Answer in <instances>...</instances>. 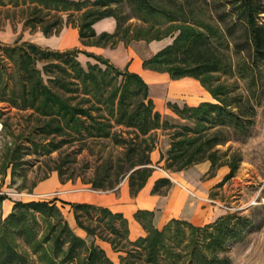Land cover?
<instances>
[{"label": "trees", "instance_id": "16d2710c", "mask_svg": "<svg viewBox=\"0 0 264 264\" xmlns=\"http://www.w3.org/2000/svg\"><path fill=\"white\" fill-rule=\"evenodd\" d=\"M32 3L34 6L42 3L47 9L52 3V8L56 11L70 10L71 7L80 10L86 7L78 24L68 20L72 26L77 27L79 39L85 45L112 47L120 40L125 44L132 40L150 42L173 36L177 32L171 43L143 59L142 68L167 72L171 79L194 78L218 100L203 101L195 106L183 104L181 107L168 102L167 107L178 118L191 122L193 126L173 124L162 119L160 112L155 109L148 94V84L140 74L128 68L120 69L100 55L76 48L59 51L33 42H15L9 51V57L14 58L13 74L16 80L10 87L8 80L14 76L8 75L3 67L0 68L1 96L13 100L15 105L19 100L22 108L33 109L43 116L45 120L40 131L44 136L54 135L62 138L57 143L50 141L52 147L48 148L47 152L67 143L68 140L63 139L66 135L73 138H108L109 128L112 126L110 121L113 118L116 125L132 130V136L129 140L116 141V144L124 146L123 156L115 164L108 159L97 168L99 180L95 187L114 188L126 175L131 193L143 187L151 172L149 154L154 148V143L147 138L152 131L160 128L176 129L170 133V144L165 156L166 169L183 170L208 160L211 169L228 164L230 172L226 177L233 176L236 162L222 161L223 153H220L216 146L234 138L245 137L255 111L249 96L235 94L229 85L217 80L218 75L233 73L230 51L236 56L242 55L244 50L251 53V62L242 68L238 67V62L236 64L240 78H246L254 67L264 63V24L259 20L264 13L262 0H227V3L231 4L228 13L235 16L230 25L222 23L221 18L212 14L208 0H32ZM123 4L127 6L128 13H120ZM38 11L40 9H35L26 17L24 26L39 28L46 36L60 31V25L63 24L60 18L48 23L36 15ZM110 16L116 20L114 32H102L97 35L92 25ZM131 17L141 20L142 23L133 27L127 25L126 22ZM237 26L240 27V39L233 37ZM80 52L104 64L105 68L98 63H87L85 69L77 59ZM243 57L245 56L240 58ZM64 75H70L73 81L65 83L60 78ZM118 76H121L120 84L109 93L108 89L115 86ZM255 80L252 77L249 83L254 84ZM214 81L218 82L215 86L212 85ZM51 84L66 92L76 90L69 87V84L82 86L83 92L92 98L86 99V102L93 100L98 106L104 105L106 115H92L89 109L70 104L68 98L52 90ZM7 90L11 93L9 97L5 95ZM100 106L96 108L99 111ZM58 172L61 176V171ZM169 183L168 178H158L154 183L153 192H157L159 186ZM4 199L5 196L0 195V202ZM18 205L41 213H47L50 209L44 202L32 201ZM73 213L77 225L83 228L89 237L97 236L96 229L102 225L104 230L114 237H99L110 241L115 249H123L124 247L117 244L124 240L131 246L126 252L127 256L133 261L137 259L140 264H184L181 249L189 247L182 245L185 237L184 227L189 228L192 233L201 230L185 220L176 219L157 229L146 221L145 214L150 213L137 211L134 218L146 229L147 235L130 241L128 223L121 212H112L107 207L88 203H76L73 204ZM228 219L229 217H226L223 222L213 224L214 230L222 234L227 233L225 230L228 231L229 228ZM208 237V242L201 245H197L195 240L188 243H192V250L186 264L217 263L214 258L207 259L202 252L216 242L217 237H213L212 232ZM116 241L118 243L115 245ZM56 243L57 248H62L68 243V258L74 257L83 246V240L74 236L66 225L60 230ZM89 249L86 264H111L105 258L104 252L94 245L93 238ZM6 252L5 259H2L4 264H24V256L17 253L12 245L6 248ZM124 264L129 263L125 261Z\"/></svg>", "mask_w": 264, "mask_h": 264}, {"label": "rangeland", "instance_id": "374dc122", "mask_svg": "<svg viewBox=\"0 0 264 264\" xmlns=\"http://www.w3.org/2000/svg\"><path fill=\"white\" fill-rule=\"evenodd\" d=\"M208 1L211 3L212 14L221 18L222 23L230 25L234 22V14L228 13L231 4H228L227 0ZM262 1L264 3V0ZM34 5L32 0H0V68L3 67L8 75H15L14 58L9 57V51L15 42H33L55 49L54 46H58L60 40L58 37L64 30L77 28L68 20L78 24L87 9L85 7L75 10L71 7L70 10L56 11L52 8V3L48 9L42 3ZM121 6L120 13H128L127 6ZM35 9H40L36 15L48 23L60 18L63 22L60 31L46 36L39 28L24 26V20ZM259 20L264 24V13ZM141 23L142 21L135 17L126 22L132 27ZM239 28L237 26L233 33L236 39H240ZM176 34L177 32L173 36L153 40L156 48L148 45L152 41L144 40H141L142 43L132 40L127 44L120 40L111 48L115 49L123 43L125 48L131 49L135 55L150 57L158 51L156 49L171 43ZM73 47L81 50L79 44ZM241 54L245 56L243 59L240 58L242 55L236 56L230 51L233 73L218 75L217 80L229 85L233 93L249 96L254 105L255 114L252 124L248 127V134L216 146V149L223 153L222 161L236 162L233 176L226 177L230 172L228 164L211 169L208 160L183 170L166 169L165 156L170 144V133L176 129L160 128L152 131L147 138L154 143V148L149 154L151 172L144 186L135 193H131L129 189L127 175L114 188L95 187L99 180L97 168L108 159H111L113 164L121 159L125 151L124 146L116 144V141L129 140L132 130L116 125L111 118L112 126L109 128L108 138H73L66 135L63 139H67V143L47 152L46 150L52 147L50 141L57 143L62 138L54 135L44 136L40 127L45 118L33 109L22 108L19 100L17 105L13 104V100L5 99L0 91V195H4V200L10 202L9 208H4V200L0 202V264H4L2 259H5L6 248L10 245L24 256V264H86L92 238L94 245L104 252L105 258L111 264H124L125 261L129 264H140L137 259L133 261L127 256L126 252L131 246L124 240L115 242V245L118 243L117 246L124 248L115 249L110 241L99 237H114L106 232L102 225L96 229L97 236L89 237L75 221L73 204L76 203H88L107 207L112 212H121L128 223L130 241L147 235L146 229L134 218L137 211L150 213L145 214L146 221L157 229H161L172 219L185 220L200 227L201 230L196 233L184 227L185 237L182 245H189L184 246L186 249H181L184 264L188 262L192 250V243H188L192 240L197 241V245L207 243L210 232L217 239L210 248L202 250L207 259H216V264H264V63L252 66V73L247 74L246 78H240L237 62L240 68L251 62V53L244 50ZM77 59L85 69L87 63H98L105 68L104 64L94 58L84 57L79 53ZM117 59L115 64L120 67L123 57L118 55ZM38 66L40 67V64ZM154 73L168 75L170 78L167 72ZM252 77L256 79L254 84L249 83ZM60 78L65 83L73 81L70 75ZM15 80L16 76L8 80L10 87ZM115 80L116 84L108 89L109 93L120 84L121 76ZM217 81L212 85H217ZM178 84L186 88V99L164 96L163 107L159 112L161 118L170 123L192 127L191 122L178 118L167 107V103H176L181 107L183 104L195 106L203 101L218 100L203 86L210 96L205 90H198L195 85ZM69 85L76 90L66 92L52 84L50 86L54 92L68 98L70 104L87 108L92 115H106L104 105H99V111L96 109L99 106L94 104L93 100L86 102V99L92 98L83 92L82 86ZM153 90L156 92L158 89L153 87ZM5 95H11L9 90L5 91ZM195 100L200 101L191 105ZM154 107L158 109L155 103ZM58 171H61V176ZM164 177L168 178L170 183L159 186L158 191L153 192L155 181ZM32 201L44 202L50 209L47 213H41L18 205ZM226 217H229V228L228 231L225 230L227 233L215 231L213 224L223 222ZM63 225H66L74 236L83 240V246L71 258L66 254L68 243L62 248H57L56 238ZM94 225L93 222L92 226ZM201 249L200 247L199 251Z\"/></svg>", "mask_w": 264, "mask_h": 264}, {"label": "crops", "instance_id": "0c3cea01", "mask_svg": "<svg viewBox=\"0 0 264 264\" xmlns=\"http://www.w3.org/2000/svg\"><path fill=\"white\" fill-rule=\"evenodd\" d=\"M95 33L98 35L102 32H107V33H112L114 32L116 28V20L113 17H105L102 18L98 21H96L92 25ZM67 34V35H66ZM66 35V36H62ZM62 35H60L58 38L60 40L58 41V46H54L55 49L53 50H59V51H64L68 49L74 48L76 44H79L81 46V51H86L89 53H93L95 55H100L106 59H110L109 61L116 66L118 59L116 60V56L120 55L123 57V60L120 64V69L128 68V70L136 72L140 74L143 79L147 82L148 84V94L149 97L153 100V103H155L158 107V111H160L163 107V97L168 96L170 98H182L186 99V91L184 86H179L178 83L186 84V85H195L198 90H201L204 92L202 86L199 84V82L191 77H182L179 79H171L168 77V75H157L154 73L152 70L148 69H143L142 68V61L143 59H146L148 56L143 57V56H138L132 53L131 49L125 48L124 44L121 43L119 44L115 49H112L111 46L106 47V46H99V45H93V44H82V42L79 39L78 36V29L77 28H70L66 29L62 32ZM62 36V38H61ZM139 43H142V41H137ZM144 42V41H143ZM36 44V43H35ZM148 45H152L153 48H156L157 46H154V41L150 42ZM41 46V45H40ZM44 47V46H42ZM47 48V47H46ZM50 49V48H49ZM160 49V48H159ZM156 49V50H159ZM155 50V51H156ZM153 51V52H155ZM151 52V54L153 53ZM80 55L84 57H89L85 55L84 53L80 52ZM150 56V55H149ZM92 58V57H89ZM116 63V64H115ZM134 65V66H133ZM157 87L158 90H153V87ZM206 91V90H205ZM206 93L210 96V94L206 91ZM190 99V98H189ZM188 99V100H189ZM202 100V99H200ZM200 100H195V102L190 103L196 104ZM4 208L7 206L8 208L10 207V202L9 200H4L3 202Z\"/></svg>", "mask_w": 264, "mask_h": 264}]
</instances>
